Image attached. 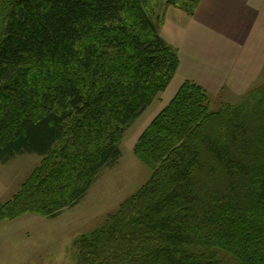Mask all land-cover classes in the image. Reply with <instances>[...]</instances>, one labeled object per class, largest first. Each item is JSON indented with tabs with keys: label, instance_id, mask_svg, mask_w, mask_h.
I'll use <instances>...</instances> for the list:
<instances>
[{
	"label": "trees",
	"instance_id": "trees-1",
	"mask_svg": "<svg viewBox=\"0 0 264 264\" xmlns=\"http://www.w3.org/2000/svg\"><path fill=\"white\" fill-rule=\"evenodd\" d=\"M201 0H0V162L43 160L0 209L54 218L121 155V137L172 80L169 6ZM184 81L141 132L151 171L76 264H264V86L209 109Z\"/></svg>",
	"mask_w": 264,
	"mask_h": 264
},
{
	"label": "rangeland",
	"instance_id": "rangeland-1",
	"mask_svg": "<svg viewBox=\"0 0 264 264\" xmlns=\"http://www.w3.org/2000/svg\"><path fill=\"white\" fill-rule=\"evenodd\" d=\"M253 38L258 44L251 41V46L244 49L240 61L247 63L253 60L257 74L243 78L254 84L243 91L244 94L254 87L264 86V69L260 71L261 64H264V32L255 33ZM185 57H189V54L186 53ZM179 84L175 78L166 91L159 93L158 98L127 128L121 137L119 159L113 166L99 171L94 183L76 205L62 209L54 218L26 212L12 220L0 221V264H76L74 240L99 228L108 215L117 211L123 200L148 181L151 171L134 156L133 145L150 121L170 101ZM238 85L243 87L245 83L240 80ZM228 89L221 93L223 97L211 98V111L221 107V98L229 96L232 103L242 99L232 96L241 90ZM42 160L36 154H22L6 164L0 162V209ZM9 259L12 261L9 262Z\"/></svg>",
	"mask_w": 264,
	"mask_h": 264
},
{
	"label": "crops",
	"instance_id": "crops-1",
	"mask_svg": "<svg viewBox=\"0 0 264 264\" xmlns=\"http://www.w3.org/2000/svg\"><path fill=\"white\" fill-rule=\"evenodd\" d=\"M263 32L264 0H201L192 15L174 6L167 7L160 35L177 49L179 57L168 86L177 78L179 86L184 81L201 85L210 100L223 97L221 93L228 87L241 90L232 96L243 97L242 92L254 85L243 78L256 75L257 69L253 60L242 63L240 59L251 41L258 44L253 35ZM186 53L189 57H185ZM261 65L260 71L264 69ZM240 80L245 83L243 87L238 85ZM220 100L229 103L230 97Z\"/></svg>",
	"mask_w": 264,
	"mask_h": 264
}]
</instances>
